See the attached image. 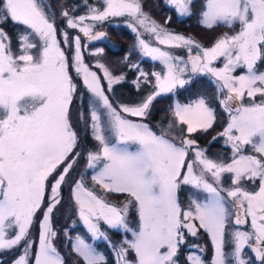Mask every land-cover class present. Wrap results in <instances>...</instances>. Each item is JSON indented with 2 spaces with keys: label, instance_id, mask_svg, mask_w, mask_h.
I'll use <instances>...</instances> for the list:
<instances>
[{
  "label": "snow or ice",
  "instance_id": "obj_1",
  "mask_svg": "<svg viewBox=\"0 0 264 264\" xmlns=\"http://www.w3.org/2000/svg\"><path fill=\"white\" fill-rule=\"evenodd\" d=\"M98 2L99 7L84 0V15L70 14L65 6L58 24L46 0H0V253L22 249L12 264H65L55 244L53 214L62 206L63 189L71 187L74 214L93 240L108 245L114 264H181L186 236L196 237L201 230L213 246L211 264H264V72L257 70L258 63L264 64V0H204L199 23L232 32H223L211 47L158 24L143 11L141 0ZM165 2L180 17L192 15V0ZM121 16L143 55L165 69L149 74L130 65L138 72L132 81L136 90L151 86L131 103L112 99L114 86L126 76L106 66L104 49L91 52L94 61L86 62L82 37L67 31L100 40L106 33L93 31L97 22ZM9 21L19 26L15 44L3 27ZM145 33L157 45L186 49L187 58L153 46ZM237 69L245 71L236 75ZM196 74L213 79V99L227 114L226 124L212 138H223L229 146L227 162L209 158L195 135L217 126V110L207 97L176 100L164 129L154 130L147 122L157 97L184 89ZM84 93L86 117L80 110ZM81 123L97 144L84 156L99 192L86 185L83 175H74L81 158L76 125ZM245 146L255 154H245ZM224 174H230L227 187ZM182 186L206 195L184 207ZM111 194H124L125 201L111 203ZM130 212L138 217L135 227H130ZM101 222L131 233V239L125 236L113 244ZM34 223L39 226L38 248L30 255ZM64 234L72 240L67 230ZM226 235L230 254L224 250ZM71 247L83 264H109L80 235ZM186 260L206 264L197 254Z\"/></svg>",
  "mask_w": 264,
  "mask_h": 264
},
{
  "label": "rangeland",
  "instance_id": "obj_2",
  "mask_svg": "<svg viewBox=\"0 0 264 264\" xmlns=\"http://www.w3.org/2000/svg\"><path fill=\"white\" fill-rule=\"evenodd\" d=\"M46 2L49 5H51L52 10L57 14V16H58V24H61L62 19H63L62 17H59V13L64 9L65 6H68V10H69L70 14L84 15L87 12V7L84 4V0H46ZM87 2H88L89 5H93V6L99 7L98 0H87ZM141 3H142V6H143L144 3H145L144 5L146 6V9L145 10L143 9V11L145 13H147L152 19H154L158 24H160L162 26H165L171 32L178 33V34H181V35L186 36V37H192L195 41H197L198 43H200L204 47H211L213 45V43L215 42V40L225 31H228L229 35L232 34L231 30L223 28V27L215 28V29H207V28L203 27L201 24H199V25L196 24L197 23V19L198 20L200 19V12H201V10L203 8L204 0H201V10L200 11H199L200 0H192V15L189 16V17H180L177 14V12L170 5L166 4L165 0H141ZM163 10H164V14L157 13V12H162ZM169 17L171 18L170 21L168 20ZM126 20H127V18L123 17V16H121V17H110L109 19L103 21L102 23L97 22L96 27L94 28L93 31L94 32L105 31L107 37H106L105 40H102V41H104L103 43L106 42V44H108V45H110L111 47H114V48L115 47H119V43L117 41H114L110 37V35H109L110 32L108 31L107 28L108 27H113V29H112L113 31H118L121 28L124 29V27H126L127 30L132 32L126 26ZM178 21H182V22L180 23ZM8 24L13 25L14 27L17 28L15 30H13L14 34L11 35L9 33V31L7 30V27H6L7 24L3 25L4 29L12 37H14V39H15L16 33H17V30H18L19 26L13 24L11 21H9ZM104 24H108V25L105 26ZM61 30H63V29L61 28ZM67 31L70 33V35H80L82 37V40H81L82 51L84 53L86 62H93L94 61V58L92 56H90L91 52H94L97 48H103L104 49V47H103V45L101 43L102 42L101 40H98L96 42L90 43V42H87L88 38L84 37L83 33H79L78 30H76V29H67ZM133 34L135 35V37L133 38V40H134L133 44H134V49H135L136 54H137V58H136L135 61L131 62L129 64V66L132 65V64H138L143 71L148 72L149 74H151L154 71L155 72H161L163 74L164 71H165L164 66L159 61H154L150 57H146V56L143 55V53L140 51V49L138 47L136 34L135 33H133ZM57 38L62 40V36L59 34V32H58ZM145 38L148 39L153 44V46H158L162 50L170 51V52H172L175 55H179V56H182L184 58H187V51L184 48H168L165 45H157L155 43V41H153L152 38L147 33H145ZM13 43L15 44V40H13ZM62 47H67V46L62 44ZM68 50H69L68 54L71 55L73 50L72 49H68ZM104 56L105 55H104V52H103V57ZM103 57H102V59H103ZM142 60L143 61L146 60V63H142ZM103 62L106 64V66H108L110 68V70L114 74L123 73L126 76V80L128 82H130L131 85L134 86L132 81L135 80L137 75H138V72H137L136 69H133V68H130L129 66H127V68L125 70H118V68L115 69L114 66L112 67V66L108 65L109 63H108L107 60L105 61L103 59ZM216 66H221V61H217L216 62ZM129 70L133 71L134 73L130 77H127L126 73ZM257 70L260 71V72H264V66L262 67L261 64L258 63L257 64ZM244 71H245L244 69H237L235 74L236 75H240V74H243ZM73 75H74V73H73ZM152 79H154V78H152ZM196 79H198V81L193 83V87H192V82L195 81ZM104 83L106 84V81ZM123 83L119 84V85H115V86H117V88L121 92H123L122 91ZM208 84H212V86H213V94H212V97H211V101H213L214 104L211 105V106L216 108L217 116H218V113H222V116H224V117H226L228 119L227 114L222 112L221 108L218 105V102L215 99H213L214 97L217 96L215 82L209 76H205V75H201V74L194 75L192 77L191 83L185 85L184 89H177L175 94L168 93V94H171V96H172V103L168 107V109H170L173 106V104H174V102L176 100H179L181 103H187V102H183V101H188V100L190 101V99L191 100L196 99L197 96H205L208 99H210L209 98L210 97L209 96L210 90L209 91H205V90L198 89L201 85H208ZM150 87H149V89L147 91L150 90ZM110 95L112 96V99L114 101H116L117 103L136 102L134 100L133 101L121 100L115 95L114 91ZM164 95H167V94H164ZM164 95H161L160 97H162ZM85 97L87 98V94H86ZM85 97L82 94L83 103L80 105V110L83 113V115L86 117L87 114H88V100L85 99ZM160 97H157V99L160 98ZM163 99L164 100L161 99V100L153 102V104L158 103V104H160L162 106L159 109L160 115L162 117H160L158 119V127H157V129L154 128V130H157V131H159L161 129H164L166 127L164 122L170 118V112H169V115H168L167 110H166V100H165V98H163ZM84 100H85V102H84ZM75 108H76V102H74V105H73V109H74V111H73V120H74V123H75V119H76ZM133 119H136V118H133ZM153 126H154V124H153ZM76 128H77V132H78L79 136H84L85 135V132H84L85 126L83 125V123H81L79 125H76ZM215 130H217V129H215ZM212 132L213 131H210V133H208V134L197 133L195 135L198 138H199V136H201V140H203L204 137H209L212 134ZM213 135H216V133L213 134ZM90 137H91V135H90ZM210 138H213V137L210 136L208 139H210ZM220 141L222 142L220 148H217L216 146L210 147L212 145L209 144V140L206 141V144L209 145L210 148L205 146V144H204V146L202 144H200V146L207 149V155L209 156V158L217 159V160H224L225 158L228 157L230 159L232 153L230 151L229 146H227L224 143V140L222 138H220ZM89 145H91V142H89ZM93 146H94V144H93ZM224 146H227L228 149L226 147H224ZM85 150H86L85 147L79 146V151L81 152L83 157H84ZM88 151H94V148H89ZM244 152H245V154H249V155L255 154V153H253L251 151L250 146H245ZM78 170L79 171L76 170V173H79V175H83V177H84L85 170H86V172H88V169L85 166V162H83L80 165V168ZM92 174H93V170H91V174L90 175H92ZM229 175L230 174H224L223 180H224V186L225 187L229 186V184H230ZM85 183L87 184V186L92 187V188L95 189L92 180L90 181V183H88L85 180ZM185 187H188L189 190H187ZM248 187H249L250 190H254L255 189V185H252V184H249ZM96 190H97V188H96ZM184 193L187 194V195H184ZM205 195L206 194L203 193L202 191H198V190H196V189H194V188H192L190 186H182L181 190H180V193H179V198H180L182 206L187 207V205L191 202L192 199H197V200H201L202 201L204 199ZM120 197H122V198L120 199ZM116 198L118 199V201L112 200V196H108L107 197L108 200L112 201L111 203L118 204V205L122 204L125 201V196L117 195ZM73 214H74V210H73ZM70 215H71V211L67 210L65 203H62V206H60L58 211H56L53 214V228L58 232V235H57L56 240H55V244H56L57 249L60 251L61 255L64 257L65 262H66V256H68V258L70 256V258H72L73 261L75 259L74 255H72V251L73 250H72L71 244L74 242V238H75L76 235L82 236L86 240V242L93 244L94 247L96 248V250L98 252L102 253V251L99 250V248H98L99 247L98 243L101 244L103 241L93 240V238L91 237V234L88 233L87 229L81 224V222L79 221L78 217L76 215L75 216H73V215L70 216ZM72 218H76V221H75L76 226H78V227L82 226L83 231H81V230H79L77 228L75 229V228L72 227V223H71ZM39 219H40V216H39L38 220ZM68 219H69V222H67ZM132 221H133V218L131 216H129V222H132ZM130 227H135V226H130ZM244 227H245V229H247V226H244ZM73 229H75L76 232H74ZM65 230H67L68 236L72 237L71 241L65 237V234H64ZM101 230L107 232V234H108V236H109V238H110V240L112 241L113 244L121 243L122 239L125 237L124 236L125 233H122V232L117 233V234H113V233L111 234L110 233L111 229H109L107 227V225H104L103 222H101ZM31 238H32V241L34 243H33V246L29 249L30 255L33 252H35L37 250V248H38V238H39V226H38V224L36 226L35 223H34L32 229H31ZM127 238L131 239V233H130V236L127 237ZM195 239H196L195 242H186L185 245L182 246L181 252H180V257H179L181 264H188V262L186 260V256L188 254L201 255L203 257V259L206 261V264H211V260L213 258V246L211 244V241H210V245H211L212 249L209 252V256H208V250H209L208 243L201 238L200 234H198V236H196ZM209 240L210 239L208 237V241ZM70 242H71V244H70ZM68 244H69L71 249L68 248ZM193 245H199L200 247L204 248L205 251L200 252L199 247H192ZM107 247H108V245L106 244L105 245V249ZM185 248H188L187 252L183 251ZM19 250H21V253H22V249H19ZM224 250H225V252L227 254L231 253V244L228 241L227 235H226V238H225V249ZM113 255H114V253H113ZM251 255H249V256H251ZM16 256L14 257V259L16 258ZM13 260H11L9 263H4V264H12ZM113 264H114V260H113Z\"/></svg>",
  "mask_w": 264,
  "mask_h": 264
},
{
  "label": "trees",
  "instance_id": "obj_3",
  "mask_svg": "<svg viewBox=\"0 0 264 264\" xmlns=\"http://www.w3.org/2000/svg\"><path fill=\"white\" fill-rule=\"evenodd\" d=\"M145 4V3H144ZM143 4V9L145 10L146 9V6ZM201 10V0H200V4H199V11ZM159 14H164V10L162 12H157ZM178 22H182V21H178ZM6 27H7V30L9 31V33L11 35L14 34L13 30L17 29L16 27H14L13 25H10L8 23H6ZM197 25H199V20L197 19ZM105 26H107L108 24H104ZM103 25V26H104ZM110 25V24H109ZM108 31L110 32V37L114 40V41H117L119 43V47H111L110 45L103 43L104 41H102V45L104 47V57L103 59L106 61H108V65L110 66H114L115 69L118 68V70H125L127 68V66H129V64L133 61L136 60L137 58V54H136V51L134 49V40L133 38L135 37V35L130 32L129 30H127L126 27H124V29H120L118 31H113V27H108L107 28ZM105 32V31H104ZM107 37V36H106ZM106 39V38H105ZM13 40L14 37H13ZM98 41V40H96ZM96 41H87V42H96ZM69 52V50H68ZM127 57V59H125ZM142 63H146V60L143 61L142 60ZM261 66L263 67L264 65L261 64ZM132 70V69H131ZM129 70L126 75L127 77H130L134 72ZM196 81H198V79H196L195 81L192 82V87H193V83H195ZM150 85L145 87V86H142L141 87V90L140 91H137L136 90V87H134L133 85H131L130 82H128L127 80L124 81L123 83V86H122V91H119V89L117 88V86L114 87V92H115V95L121 99V100H124V101H137L139 100L144 94L145 92L149 89ZM198 89L200 90H205V91H209V102L211 105L214 104L213 101H211V97H212V94H213V86L212 84H208V85H201ZM84 97L86 96V94L84 93L83 94ZM163 98H165L166 100V110H167V113L169 115V112H170V109H168V107L171 105L172 103V96L171 94H167V95H164L158 99H156V101L158 100H164ZM85 99H87L85 97ZM191 100V99H190ZM85 102V100H84ZM183 102H189L188 101H183ZM162 106L158 103H155L153 104V108H152V114L149 116L148 118V123L150 124V126H152L153 128L157 129L158 127V119L160 117H162L160 115V112H159V109L161 108ZM85 110V109H84ZM165 110V109H164ZM218 119H217V126L215 127V129H219L221 128V126H223L226 122V117L222 116V113H218ZM224 117V118H223ZM154 124V126H153ZM84 132H85V135L84 136H80L81 138V142H80V145L79 146H82V147H85L86 150L88 151L89 148H94V150H96L97 148V144L95 143L94 140H92V138L90 137L89 135V132L86 130V128H84ZM89 142H91V145H89ZM94 144V146H93ZM93 146V147H92ZM85 162V166H86V161H85V156L83 157V155L81 154V158L80 160H78V167H77V171H79L78 169L80 168V165ZM91 169H88V172H86L85 170V175H84V179L90 183L91 181ZM76 178H79V173H76L75 174ZM87 185V184H86ZM95 189L97 188L96 185H94ZM256 187V186H255ZM187 190H189L188 187H185ZM97 190L99 191V189L97 188ZM117 195H122V196H125L124 194H111L109 196H112V200H115V201H118V199L116 198ZM184 195H187L184 193ZM63 196H64V201L62 203H65L66 204V208L67 210H70L71 211V215L75 216V214H73V210H74V207L71 203V200H70V196H71V187H66L65 189H63ZM122 197H120L121 199ZM109 202H112L111 200H109ZM70 215V216H71ZM129 216H131L133 218V221L132 222H129L130 223V226H136V223H137V220H138V217H136L132 212L129 213ZM38 218H39V213H38ZM72 221H76V218H72L71 222ZM67 222H69V219L67 220ZM38 223H35V225L37 226ZM67 224V223H66ZM79 229L81 231H83V228L82 226H76L75 229ZM231 228V225H229V230ZM74 230V232H76V230ZM110 233L112 234H117V233H120L118 231H115V230H110ZM201 235V238L203 240H205L207 243H208V256H209V252L211 251L212 247L210 245V240L208 241V236L206 233L203 232V230L200 231L199 233ZM124 236H127L129 237L130 236V233H125ZM207 237V238H206ZM196 239L195 237H191V236H186V242H195ZM71 244V242H70ZM99 250L102 251L103 254H105L108 258V262L109 264H113V253H111V250L107 247L105 249V243L102 242L101 244H99ZM101 247V248H100ZM68 248H70L69 244H68ZM189 248V247H188ZM188 248H185L183 251H188ZM71 249V248H70ZM72 251V250H71ZM246 252L248 255H251L250 252H248V250L246 249ZM20 254L21 253V250L17 249V250H14L13 252H3V253H0V262H2V264L4 263H9L11 260L14 259V257L17 255V254ZM72 255H74L75 259L73 261L72 258H68V256H66V262L65 264H83V261L82 259H80L73 251H72Z\"/></svg>",
  "mask_w": 264,
  "mask_h": 264
},
{
  "label": "flooded vegetation",
  "instance_id": "obj_4",
  "mask_svg": "<svg viewBox=\"0 0 264 264\" xmlns=\"http://www.w3.org/2000/svg\"><path fill=\"white\" fill-rule=\"evenodd\" d=\"M226 122H227V118H226ZM226 122H225V124H226ZM220 130H221V128H219V129H217V130H213V132H212V134H211L210 136H211V137L215 136V135H213V134L219 132ZM210 136H209V137H210ZM209 137H204V139L201 140V136H199V138H200V139H198L199 144H202L203 146H204V144H205V146H207L208 148L213 147V146H216L217 148H220V147H221V143H222V142L220 141V138H219L218 140H216V141H213L212 138L208 139ZM206 139L209 140V144H211L212 146L209 147V145L206 144V141H207ZM222 139H223V138H222ZM224 147L227 148V146H224ZM227 149H228V148H227ZM229 160H230V159L227 157V158H225L223 161L227 162V161H229Z\"/></svg>",
  "mask_w": 264,
  "mask_h": 264
},
{
  "label": "water",
  "instance_id": "obj_5",
  "mask_svg": "<svg viewBox=\"0 0 264 264\" xmlns=\"http://www.w3.org/2000/svg\"><path fill=\"white\" fill-rule=\"evenodd\" d=\"M100 32V31H99ZM104 32V31H103ZM106 38V37H105ZM105 38H102V39H100V40H105ZM94 41H96V40H94Z\"/></svg>",
  "mask_w": 264,
  "mask_h": 264
}]
</instances>
